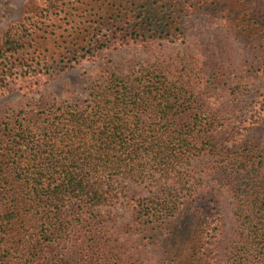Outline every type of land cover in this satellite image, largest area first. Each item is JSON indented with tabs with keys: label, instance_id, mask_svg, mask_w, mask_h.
Instances as JSON below:
<instances>
[{
	"label": "trees",
	"instance_id": "obj_1",
	"mask_svg": "<svg viewBox=\"0 0 264 264\" xmlns=\"http://www.w3.org/2000/svg\"><path fill=\"white\" fill-rule=\"evenodd\" d=\"M139 1V11L131 19L126 7L119 6L107 18L95 20L108 29L103 34L106 47L148 43L153 38L185 41L183 17L212 7L221 13V26L227 32L259 42L252 51L264 64V0ZM120 18L126 19L121 26ZM95 36L98 40L94 46L98 47L101 36L91 35ZM90 52L93 49H86L85 54ZM195 102L182 81L174 82L142 68L127 75L105 74L92 85L83 104L33 102L14 110L0 124V223L16 226L29 218L48 224V229L39 228L38 232L17 233L24 238L27 254L39 257L42 243H51L49 237L63 239L62 226L68 218L63 209L72 210L77 223L86 222L95 228L104 221L102 216L80 210L105 203L116 177L142 182L149 179L157 192L151 191L147 206L137 202L133 208L134 213L138 210L143 238L152 241L164 229L171 233L197 196L205 216L203 220L194 218L193 226L181 233L185 237L175 236L171 263L215 264L224 231L222 187L234 176L236 192L243 200L240 211L247 217V234L229 261L264 264V154L254 161L245 157L239 163L231 158L211 167L212 176L216 175L210 184L197 188L192 175L182 170L205 147L214 145L209 135L211 118L202 106H194ZM248 113L244 130L263 119L264 98ZM181 182H185L187 192L180 207L177 184ZM94 228H88L84 235H98L101 241L105 231ZM68 246L67 242L61 245L60 256ZM83 248L79 249L80 258ZM94 249L101 263L109 264L112 257L106 244L99 243ZM183 249L188 257L181 260L178 256ZM52 259L43 264H62ZM95 263L94 259L89 261Z\"/></svg>",
	"mask_w": 264,
	"mask_h": 264
},
{
	"label": "rangeland",
	"instance_id": "obj_2",
	"mask_svg": "<svg viewBox=\"0 0 264 264\" xmlns=\"http://www.w3.org/2000/svg\"><path fill=\"white\" fill-rule=\"evenodd\" d=\"M151 1L154 0L143 2ZM140 4L139 0H0V124L14 110L33 102L83 104L92 85L105 74L127 75L148 68L171 81H182L196 101L194 106H202L211 118L209 135L214 147H205L182 170L192 175L197 188L210 184L216 175L212 176L211 167L227 159H237L239 163L245 157L258 160L264 154V116L245 130L243 121L255 103L264 98V64L252 51L259 42L227 32L221 26V13L209 7L183 17L185 41L153 38L148 43L106 47L103 34L108 29L98 26L95 20L107 18L119 6L126 7L131 19ZM119 21L121 26L126 19ZM93 33L101 36L98 47L94 46L98 37H91ZM78 47L82 49L77 53L71 51ZM89 48L93 52L85 54ZM111 184L105 203L80 210L102 216L104 221L94 228L86 222L77 223L73 211L63 209L68 216L62 226L63 239L49 237L51 243H42L39 257L27 254L30 252L24 238L17 233L38 232L39 228L48 229V224L29 218L16 226L0 223V264H43L47 258L62 264H89L93 259L95 264H102L94 247L103 242L111 253L109 264H170L175 236L185 237L181 233L193 226L194 218L203 220L205 216L197 196L171 233L164 229L148 241L137 223L138 210L134 213L133 208L137 202L147 206L151 191L157 192L158 188L149 185V179L142 182L116 177ZM184 184H177L180 207L187 192ZM222 188L224 231L217 244L215 264H231L232 252L247 234V217L240 211L243 200L236 192L235 177H228ZM191 213H195L194 217ZM88 228L104 230V238L100 241L98 235H84ZM66 242L69 246L60 256L58 251ZM92 243L97 244L91 247ZM178 257L184 260L187 252L183 249Z\"/></svg>",
	"mask_w": 264,
	"mask_h": 264
}]
</instances>
